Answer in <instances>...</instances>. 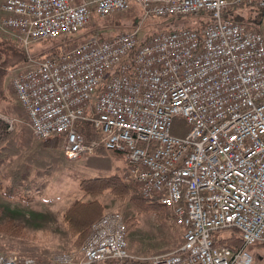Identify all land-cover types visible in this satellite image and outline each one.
Segmentation results:
<instances>
[{
    "label": "built area",
    "instance_id": "built-area-1",
    "mask_svg": "<svg viewBox=\"0 0 264 264\" xmlns=\"http://www.w3.org/2000/svg\"><path fill=\"white\" fill-rule=\"evenodd\" d=\"M247 2L264 10V0L2 3L0 34L27 52L11 86L33 137L63 138L70 160L99 147L121 152L142 195L167 206L183 229L179 251L140 258L128 254L121 215L108 214L91 226L78 252L48 264L251 263L244 247L215 245L211 237L236 230L245 246L264 242V30L222 19L227 7ZM132 6L141 23L199 14L210 22L202 32L157 28L140 45L139 25L107 39L95 33L57 59L28 54L33 42L75 36L94 17ZM176 118L189 128L185 137L170 134ZM3 119L11 129L13 121ZM78 121L90 124L98 139L85 144ZM0 264L40 263L0 252Z\"/></svg>",
    "mask_w": 264,
    "mask_h": 264
},
{
    "label": "rangeland",
    "instance_id": "rangeland-1",
    "mask_svg": "<svg viewBox=\"0 0 264 264\" xmlns=\"http://www.w3.org/2000/svg\"><path fill=\"white\" fill-rule=\"evenodd\" d=\"M4 1L0 0V7ZM251 12L252 9H239L237 14L247 19ZM1 14L0 11V19ZM137 17V7L134 6L130 13L101 19L96 26L94 25L90 29L88 27L87 30L91 31L90 35L99 31L103 38H110L132 29L134 27L132 22ZM199 21L197 20L196 24L192 20L190 22L177 21V23L179 22V27L200 30ZM260 21L257 31L264 30V16H261ZM116 22L119 25H116ZM168 26H171L168 19L148 18L140 27L138 38H147L153 34L155 29L167 30ZM82 34L83 32H80L69 37L68 44L78 39L82 40ZM7 37L18 45L10 34H0V51L3 53L0 56V119L5 121L3 119L5 118L13 121L11 129H8L15 131V143L23 152L34 153L45 161L40 159L33 161L40 163V169H38V173H31L27 176L29 181L25 190L27 195H24L25 198H28L27 202L6 199L0 191V224L10 221L15 226H19L20 232L24 235L23 238H13L0 234V252L34 257L32 259L45 258L51 261L57 255L76 253L82 247L75 248L73 246L62 221L65 211L82 196L78 188L79 181L112 175H119L123 179L127 163L124 158L110 156L104 150L84 154L75 160H68L64 156L59 140L39 141L33 137L26 113L19 105L11 86L14 74L26 60L27 52L20 45L16 46L21 48V52L19 49H15L16 46L12 43L13 47L4 44L5 40L3 39ZM62 48L63 43L58 40L33 42L28 49V54L39 60L48 55L51 49L60 52L59 54L63 53ZM108 76L109 73L105 75L104 82L107 81ZM188 131L189 128L182 119H174L170 130L172 136L182 138L187 135ZM53 142L54 144H52ZM112 164L116 169L113 166L111 168ZM6 183L0 179V186ZM98 200L104 205L106 214L121 215L125 224L128 219H135L133 226L126 225L127 250L131 255L137 257L167 255L175 253L180 248L182 230L173 225L169 208L137 215L127 199L121 202L106 192ZM232 232L231 230L213 232L211 237L215 240H226ZM248 251L253 258L252 264H264V248L262 246L251 247ZM81 257L82 255L79 254L76 259L80 260Z\"/></svg>",
    "mask_w": 264,
    "mask_h": 264
},
{
    "label": "trees",
    "instance_id": "trees-1",
    "mask_svg": "<svg viewBox=\"0 0 264 264\" xmlns=\"http://www.w3.org/2000/svg\"><path fill=\"white\" fill-rule=\"evenodd\" d=\"M241 9H252L251 14L246 18L237 14V11ZM132 11V10H131ZM130 11V12H131ZM254 11V12H253ZM128 12V13H130ZM138 17L133 20L132 26L137 25V19H139L140 12L137 9ZM127 13V14H128ZM115 16V15H114ZM117 16V15H116ZM119 16V15H118ZM123 16V15H122ZM261 16H264V10H258L253 3H246L241 6H231L225 9L222 12L223 19L233 21L235 23L241 24L245 26L248 30L257 31L261 23ZM112 17V16H111ZM108 17V18H111ZM105 18V19H108ZM169 20L171 26H168L167 31H175L180 29H187L191 27H179L177 21H187L197 23V20H200L198 23L200 30L205 28V26L210 22V19L207 15L199 14L197 16H191L188 18H166ZM101 20L100 18H93L92 26L88 25L86 29L83 30L82 38L90 37L91 35L97 33L100 38V32H93L90 35L91 31H88L94 25L96 26L97 22ZM175 21V22H174ZM119 25V23H115ZM133 27V28H134ZM132 28V29H133ZM130 29V30H132ZM163 29V28H159ZM195 29V28H194ZM164 30V29H163ZM128 31V30H127ZM115 36V35H114ZM151 36V35H150ZM147 38H142L140 44H142ZM113 37V36H112ZM111 38V37H110ZM69 38H60L58 39L59 42L63 43L62 51H66L73 46L77 45L81 40H75L71 44H68L67 40ZM107 39V38H103ZM6 45L13 47L15 41L11 38H5ZM12 40V41H11ZM56 41V40H55ZM53 42V41H51ZM66 42V43H65ZM13 45H12V44ZM19 45V44H18ZM17 45V46H18ZM15 49H19L21 52V48L17 47ZM52 50V51H51ZM50 53L43 58H53L56 59L60 52L53 51L51 49ZM2 52L0 51V56H2ZM26 58V57H25ZM8 125L5 121L0 119V179L3 183L7 182L6 184H1L0 191L4 198L9 200H16L19 202H27L28 198H25L24 195L25 190L27 189L28 185V177L31 173H38V169H40V163H34L35 160L45 161L44 159L38 157L34 153L26 154L22 151V149L17 146L15 143V131H10L8 129ZM76 129H80L83 133L86 141H90L93 136V132L91 130L90 125L84 124L83 122H79L75 125ZM14 130V129H13ZM54 144V142L52 143ZM113 157L124 158L122 154H118L117 152H112ZM78 188L82 193L80 199L73 202L69 208L65 211L62 217L63 224L65 226V230L72 241V244L75 248L81 247L85 241L87 240L91 226L101 219L105 213L104 205L98 200L104 193L108 192L111 196H113L118 201L128 200L129 205L132 209H134L137 215L143 213H149L154 210H162L164 207L158 205L155 199L145 200L141 197L139 190L129 181H124L119 175H112V176H101L95 177L90 179H82L79 181ZM30 199V198H29ZM89 199V200H87ZM135 222L134 218H130L126 221V225L133 226ZM0 234L10 236L13 238H23V233L20 232V227L15 226L12 222H6L5 224H0ZM183 244V231H182V242ZM227 245L228 247H242L241 239L236 231H233L231 236L224 240H219L215 243V245ZM180 246V248H181ZM257 246H262L264 248V244H260ZM179 248V249H180ZM156 256V255H154ZM31 257V256H27ZM34 258V257H32ZM40 264H48L50 261L46 260L45 258L41 259H34Z\"/></svg>",
    "mask_w": 264,
    "mask_h": 264
},
{
    "label": "bare ground",
    "instance_id": "bare-ground-1",
    "mask_svg": "<svg viewBox=\"0 0 264 264\" xmlns=\"http://www.w3.org/2000/svg\"><path fill=\"white\" fill-rule=\"evenodd\" d=\"M248 3V2H247ZM246 4V3H245ZM242 5H244V4H242ZM231 6H241V5H231ZM231 6H229V7H231ZM133 7L134 6H132L131 7V9L130 10H128L127 12H125V13H122V14H113V15H111V16H114V15H120V16H122V15H124V14H127L128 12H130L132 9H133ZM137 7V6H136ZM228 8V7H227ZM226 8V9H227ZM137 9L139 10V12H140V9H139V7H137ZM258 9V8H257ZM258 10H261V9H258ZM140 15H141V13H140ZM140 15H139V19H137V25L135 26V27H137V26H139L140 25V27L142 26V24L147 20H144L142 23H141V19H140ZM111 16H109V17H111ZM195 16H197V15H195ZM189 17H191V16H189ZM193 17V16H192ZM94 18H98V17H94ZM106 18H108V17H106ZM151 18V17H150ZM153 18V17H152ZM185 18H188V17H185ZM100 19H105V18H100ZM164 19H166V18H164ZM222 19H223V17H222ZM224 20H226V19H224ZM92 22V21H91ZM139 22V23H138ZM233 22V21H232ZM89 25V24H88ZM87 25V26H88ZM241 25V24H240ZM87 26L84 28V29H86L87 28ZM243 26V25H242ZM134 27V28H135ZM245 27V26H244ZM133 28V29H134ZM246 28V27H245ZM83 29V30H84ZM132 29V30H133ZM128 31H131V30H128ZM124 32H127V31H124ZM122 33V32H121ZM120 34V33H119ZM118 35V34H117ZM116 36V35H115ZM60 38H68V37H58V38H56V39H46V40H43V41H55V40H58V39H60ZM139 39V38H138ZM140 41H141V39H139V45H140ZM38 42H42V41H38ZM69 50V49H68ZM68 50H66V51H68ZM66 51H64V52H66ZM50 59H53V58H50ZM57 59V58H56ZM109 77V76H108ZM107 77V78H108ZM97 92H99V90L97 91ZM16 96V95H15ZM16 99H17V97H16ZM18 101V100H17ZM19 103V102H18ZM19 105H20V103H19ZM21 106V105H20ZM23 109V108H22ZM181 119V118H180ZM183 120V119H182ZM184 121V120H183ZM79 122H81V121H78V122H76V124L77 123H79ZM185 122V121H184ZM84 124H88V123H85V122H83ZM186 123V122H185ZM75 124V125H76ZM88 125H90V124H88ZM90 127H91V130H92V126L90 125ZM171 130V129H170ZM92 132H93V136L92 137H94L91 141H93V140H97L98 139V135H96L95 133H94V131L92 130ZM83 134V133H82ZM83 137H84V135H83ZM54 139H56V140H59L60 141V143H61V145L63 146V142H64V140H63V138H54ZM50 140H53V139H50ZM84 140H85V144H89L90 142H88V141H86V139H85V137H84ZM48 141V140H47ZM62 146H61V148H62ZM99 149H101V150H104V151H106V152H117L118 154H122L121 152H118V151H109V150H105V149H103V148H101V147H99V148H96L94 151H93V153L94 152H96V150H99ZM62 151H63V149H62ZM84 154H86V153H84ZM84 154H82V155H84ZM82 155H80V156H82ZM123 155V154H122ZM65 156V155H64ZM79 156V157H80ZM78 157V158H79ZM124 157V156H123ZM78 158H76V159H78ZM67 159V158H66ZM124 159L126 160V158L124 157ZM68 160H70V159H68ZM75 160V159H74ZM126 163H127V160H126ZM123 179L124 180H126V181H129V182H131L135 187H137V189L139 190V192H140V195H141V197L143 198V199H145V200H149V199H155L156 201H157V203H158V205L159 206H161V207H164V208H167V206H163V205H161V204H159V202H158V200L156 199V197H154V196H152V197H149V198H145L143 195H142V192H141V189H140V187H139V185L134 181V178L130 175V173H129V167H127L126 168V172H125V174L123 175ZM113 214V213H112ZM114 214H117V213H114ZM106 215H108V214H106ZM105 216V215H104ZM170 218H171V220H172V223H173V225L175 226V227H177L175 224H174V222H173V219H172V215H171V211H170ZM123 225L126 227V224H125V221L123 220ZM177 228H180L182 231H183V229L181 228V227H177ZM231 231H236V230H231ZM220 232V231H219ZM237 232V231H236ZM238 233V235H239V237H240V239H241V242H242V247H239V248H245L247 251H248V249H250L251 247H255V246H257V245H260V244H264V242H260V243H254V244H251V245H248V246H245V244H244V240L242 239V236H241V233L240 232H237ZM126 235H127V227H126V233H125V244H126V246H127V242H126ZM214 240V244L216 243V242H218L219 240H215V239H213ZM220 240H222V239H220ZM86 242V241H85ZM183 243H184V240H183ZM84 245V244H83ZM82 245V246H83ZM183 245V244H182ZM227 246V245H226ZM182 247V246H181ZM231 248H237V247H234V246H232ZM180 249H178V251H179ZM128 251V250H127ZM177 252V251H176ZM248 253H249V251H248ZM128 254L130 255V253L128 252ZM250 254V253H249ZM131 256V255H130ZM156 256H160V255H156ZM251 256V255H250ZM137 257V256H136ZM149 257H151V256H149ZM140 258H142V257H140ZM251 258H252V256H251ZM81 259H82V257H81ZM80 259V260H81ZM36 261V260H35ZM77 261H79V260H77ZM37 262V261H36ZM252 262H253V258H252V261H251V263L250 264H252ZM38 263V262H37Z\"/></svg>",
    "mask_w": 264,
    "mask_h": 264
},
{
    "label": "crops",
    "instance_id": "crops-1",
    "mask_svg": "<svg viewBox=\"0 0 264 264\" xmlns=\"http://www.w3.org/2000/svg\"><path fill=\"white\" fill-rule=\"evenodd\" d=\"M100 150H101V149L96 150V151H100ZM104 152H105V151H104ZM107 153H109V155L112 156V152H107ZM110 166H111V168H112V166L115 167L114 164H112V165H110ZM126 167H127V165H126ZM126 167L124 168L125 171H126ZM109 169H110V167H109ZM115 169H116V167H115Z\"/></svg>",
    "mask_w": 264,
    "mask_h": 264
}]
</instances>
